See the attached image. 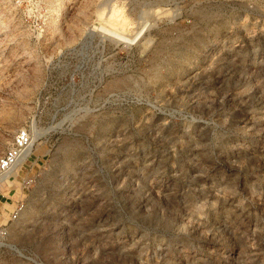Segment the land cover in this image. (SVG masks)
Instances as JSON below:
<instances>
[{
  "label": "rangeland",
  "instance_id": "374dc122",
  "mask_svg": "<svg viewBox=\"0 0 264 264\" xmlns=\"http://www.w3.org/2000/svg\"><path fill=\"white\" fill-rule=\"evenodd\" d=\"M23 126L0 264H264V0H0Z\"/></svg>",
  "mask_w": 264,
  "mask_h": 264
},
{
  "label": "built area",
  "instance_id": "2783aa9c",
  "mask_svg": "<svg viewBox=\"0 0 264 264\" xmlns=\"http://www.w3.org/2000/svg\"><path fill=\"white\" fill-rule=\"evenodd\" d=\"M33 144V136L28 127L23 126L16 130L12 136L10 144L0 153V185L1 179L6 176V180L14 181L17 175H13V170L16 168L19 161ZM32 179H21V187L28 189ZM24 201H17L9 213L7 219L3 221L0 218V243L8 236V224L17 220L24 209Z\"/></svg>",
  "mask_w": 264,
  "mask_h": 264
},
{
  "label": "crops",
  "instance_id": "0c3cea01",
  "mask_svg": "<svg viewBox=\"0 0 264 264\" xmlns=\"http://www.w3.org/2000/svg\"><path fill=\"white\" fill-rule=\"evenodd\" d=\"M15 180L16 182H19L17 181V179ZM15 180L11 181L5 179L4 182L1 183L0 185V218L2 217L1 218L2 220H3V212H5L8 216L13 206L17 203V201L25 200L23 198V195H25L24 191L26 189H23L22 187L15 188L14 185H17L15 183Z\"/></svg>",
  "mask_w": 264,
  "mask_h": 264
},
{
  "label": "bare ground",
  "instance_id": "6f19581e",
  "mask_svg": "<svg viewBox=\"0 0 264 264\" xmlns=\"http://www.w3.org/2000/svg\"><path fill=\"white\" fill-rule=\"evenodd\" d=\"M98 29H101L103 32H106V33H108V35H109V33H110V35H112V34H115V36H117V33L116 32H114V31H111V30H109V29H106V28H104V27H102V26H99V28H97V30ZM143 30V29H142ZM101 32V31H100ZM106 33H104V34H106ZM141 33V32H140ZM139 34V33H138ZM109 35V36H110ZM140 35V34H139ZM113 37H114V35H113ZM118 37H121V36H118ZM123 38H121V40H122ZM124 39L126 40V38L124 37ZM133 39V38H132ZM124 40V41H125ZM127 40H130V39H127ZM135 40V39H134ZM29 149H31V148H29ZM29 149H28V151H29ZM28 151L25 153V155L23 156V158L19 161V163L17 164V166H16V168L20 165V164H22V162L27 158V156L30 154V153H28ZM28 153V154H27ZM15 168V169H16ZM14 169V170H15ZM13 170V171H14ZM6 179V176L5 177H3L2 179H1V183H3L4 182V180Z\"/></svg>",
  "mask_w": 264,
  "mask_h": 264
}]
</instances>
